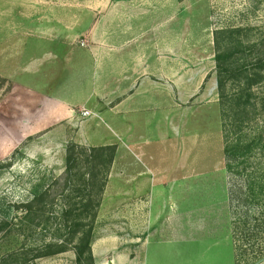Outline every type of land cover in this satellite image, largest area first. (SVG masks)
Segmentation results:
<instances>
[{"label": "rangeland", "instance_id": "374dc122", "mask_svg": "<svg viewBox=\"0 0 264 264\" xmlns=\"http://www.w3.org/2000/svg\"><path fill=\"white\" fill-rule=\"evenodd\" d=\"M72 5L80 24L49 26V12L66 15ZM48 27L62 29L63 41L45 38ZM233 29L249 46L264 39V0H0V41L42 45L30 65L52 78L48 92L12 81L0 90V207L11 212L10 222L18 223L11 221L16 208L38 185L47 189L63 175L70 144H107L116 147L108 185L117 195L103 197L95 229L119 228L134 264H264L245 216L264 206L250 198L225 154L230 126L218 93L215 38ZM52 44L59 57L45 54ZM243 52L256 70L251 50ZM54 57L58 72L46 75ZM259 82L248 139L264 134V78ZM244 164L250 172L264 158L252 154ZM235 180V190L245 191L241 200L230 196ZM58 212L56 201L47 214ZM10 225L0 235V264H23L32 241Z\"/></svg>", "mask_w": 264, "mask_h": 264}, {"label": "trees", "instance_id": "16d2710c", "mask_svg": "<svg viewBox=\"0 0 264 264\" xmlns=\"http://www.w3.org/2000/svg\"><path fill=\"white\" fill-rule=\"evenodd\" d=\"M240 31L221 30L216 33L215 38L218 93L222 100L225 120H228L230 123L228 125L232 128L231 130L230 127L224 126L228 139L225 154L232 170L237 171L234 172L236 178L242 181L246 179V184L250 188V198L255 202L261 199L260 205L264 206V165H259L257 168L255 166L250 172L243 166L252 154H261L264 158L263 131L261 130L253 138L248 139L245 136L248 126L251 125L252 118L249 117L251 108L256 109L258 106V101L253 102L251 97L255 86L262 82L259 80L264 78V39L256 38L249 46L250 40L245 42L233 38V33ZM224 33L229 35L224 38L225 40H221L219 34ZM245 49L251 50L250 61L255 63L256 70L247 66L249 58L241 57L245 54L243 52ZM237 50L239 54L235 53ZM9 84V80L0 76V90ZM230 85L233 88H230ZM232 131L235 135L231 139L229 133ZM115 155L114 146L85 147L70 144L66 153L65 171L59 177V182L57 180L47 189L44 184L38 185L32 200L17 207L14 218L11 217V221L16 219L18 223L10 222L11 212H6L0 207V235L12 223L18 227L17 233L32 241L28 255L22 261L23 264H36L39 259L53 257L70 250L75 251L77 264H85V261L88 264H95L92 253L94 230ZM234 182L235 184L231 185L230 196L233 198L236 195L241 200L245 191L242 187L238 191L235 190L240 182L237 183L236 180ZM55 185H57L56 197H51L50 191ZM56 201L59 212L48 215V207L53 208ZM250 212L252 210H249ZM245 216L246 226L247 224L253 226L250 230L253 236L251 234L250 236L256 237L257 241L260 239L257 245L259 248L254 252L256 259L262 258L264 257V212H256L252 216L247 210ZM12 256L17 255H8V257ZM17 260L18 257L15 261Z\"/></svg>", "mask_w": 264, "mask_h": 264}, {"label": "crops", "instance_id": "0c3cea01", "mask_svg": "<svg viewBox=\"0 0 264 264\" xmlns=\"http://www.w3.org/2000/svg\"><path fill=\"white\" fill-rule=\"evenodd\" d=\"M63 9L68 11V14L65 15L64 11H59L60 13H58V11H53L47 14V19H50V22L48 23L49 26H54V24L56 23L57 26H62L67 23L70 24V26L72 25V27L70 28L73 29L75 27V24H80L81 13L79 7L76 8L75 5H72L71 7L68 6L64 7ZM44 32L47 33V36L45 38H48V40L50 41H63L64 36L62 34V29H59L58 27H48L44 30ZM23 42L24 40L19 43L12 42L11 40L6 42L5 39L0 41V76L6 78L10 82L12 81L14 84L16 83L18 85H21V87L24 86L29 90L34 89L32 91H34L35 93H37L36 91L41 93L45 91L48 92L49 88H51V85L49 86V84L52 78L50 79L49 77L47 81L46 76H43L45 75V68L42 69L41 65L34 67L30 65L31 62L36 59L35 57H33V55H35L34 50L37 51L38 49H40V47H44L42 45H30L28 47V45H23ZM17 44H21V46L17 47ZM54 46L55 45L52 44L49 48L50 50H47L45 54L49 53L51 55L53 54V56L59 57L57 50L53 52ZM3 50L5 51L1 52ZM56 57H54L53 60L48 64L50 65V68H48V71H46V75L48 74V72H50V70H52L51 72H58V70L56 69ZM14 79L18 83L16 81H13ZM53 80L55 79L53 78ZM48 94L56 100L64 101V99H62L58 95V93ZM67 103L70 104L69 101H67ZM103 145L107 146V144H102V146ZM110 185L111 183L109 185L107 184L104 193L105 200H107V197L109 198V200H111L112 197L117 195L112 193L109 194ZM123 193L121 194L123 195ZM123 215H127L126 212H119V214H115V216L118 218L122 217ZM101 216L102 214L98 213L96 224L97 221H100ZM113 229L114 230L110 228V231L105 232V234L101 233V231L99 230H94L92 253L95 264H134L126 251L122 250L123 244L125 242H122V238L119 235V228ZM36 264H77L76 253L75 251L70 250L54 257L39 259Z\"/></svg>", "mask_w": 264, "mask_h": 264}, {"label": "built area", "instance_id": "2783aa9c", "mask_svg": "<svg viewBox=\"0 0 264 264\" xmlns=\"http://www.w3.org/2000/svg\"><path fill=\"white\" fill-rule=\"evenodd\" d=\"M90 115H91V112L90 111H88V110H84L83 111V116L89 117Z\"/></svg>", "mask_w": 264, "mask_h": 264}]
</instances>
